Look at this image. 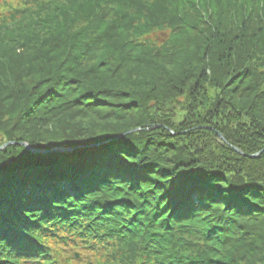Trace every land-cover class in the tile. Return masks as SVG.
Listing matches in <instances>:
<instances>
[{"label": "trees", "instance_id": "obj_1", "mask_svg": "<svg viewBox=\"0 0 264 264\" xmlns=\"http://www.w3.org/2000/svg\"><path fill=\"white\" fill-rule=\"evenodd\" d=\"M1 147L0 264H264V0H0Z\"/></svg>", "mask_w": 264, "mask_h": 264}, {"label": "water", "instance_id": "obj_2", "mask_svg": "<svg viewBox=\"0 0 264 264\" xmlns=\"http://www.w3.org/2000/svg\"><path fill=\"white\" fill-rule=\"evenodd\" d=\"M219 136H220L221 138H223V135H222V134H219ZM13 143H14V142H7V143H5V144L3 145V147L8 146V145H11V144H13ZM20 144L23 145V146H25V147H27L28 149H30V146L28 145V143H26V142H21ZM3 147H1L0 149H2ZM64 150H65V151H69V150H71V149H64ZM238 151L242 153V151H240V150H238ZM33 152H38V150L34 149ZM252 156H257V154H254V155H252Z\"/></svg>", "mask_w": 264, "mask_h": 264}, {"label": "rangeland", "instance_id": "obj_3", "mask_svg": "<svg viewBox=\"0 0 264 264\" xmlns=\"http://www.w3.org/2000/svg\"><path fill=\"white\" fill-rule=\"evenodd\" d=\"M65 149H67V148H65ZM69 149L73 150L72 148H69ZM61 150H64V149H61ZM257 155H258V153H257Z\"/></svg>", "mask_w": 264, "mask_h": 264}]
</instances>
